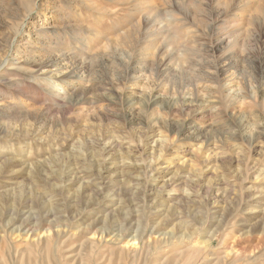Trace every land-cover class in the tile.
<instances>
[{"label":"clouds","instance_id":"obj_1","mask_svg":"<svg viewBox=\"0 0 264 264\" xmlns=\"http://www.w3.org/2000/svg\"><path fill=\"white\" fill-rule=\"evenodd\" d=\"M113 2L119 7L103 16L95 0H79L72 13L57 8L66 17L57 25L48 22L52 0H0V17L19 22L0 28V75L30 74L54 95L51 106L26 110L46 133L36 139L63 149L45 194L86 200L97 212L130 202L164 219L187 205L201 228L218 216L234 227L264 213V0H159L153 11L146 0ZM136 15L143 29L112 48L93 47L106 25ZM56 27L87 30L90 42L69 36L50 47ZM81 119L90 135L74 132ZM241 264H264V230Z\"/></svg>","mask_w":264,"mask_h":264},{"label":"rangeland","instance_id":"obj_2","mask_svg":"<svg viewBox=\"0 0 264 264\" xmlns=\"http://www.w3.org/2000/svg\"><path fill=\"white\" fill-rule=\"evenodd\" d=\"M158 2L146 0L151 5L149 11ZM95 3L101 16L106 9L119 7L113 0ZM78 5L79 0H52L49 24L58 25L66 19L56 13L57 8L72 13ZM126 20L121 17L106 25L110 29L107 37L93 47L112 48L136 29H143V17ZM38 23L33 18L29 25L33 39ZM121 23L124 26L116 30ZM4 25L18 27L19 22L0 17V28ZM50 31L53 37L48 46L53 48L62 46L69 36L79 40L81 46L90 42L87 30L74 34L56 27ZM176 39L179 42L183 36L177 33ZM50 66V61L32 65L37 70ZM18 75V79L0 75V190L6 193L1 203L8 230L16 231L8 232L7 244L0 248V264L6 260L8 264H241L242 252L251 251L258 243L264 230V213L238 218L234 227L226 226L227 217L221 220L218 216L216 222L201 228L196 209L187 205L164 219L162 214L144 212L130 202L122 209L97 212L88 208L86 200L77 203L46 195L57 179L55 173L61 167L57 152L63 149L36 139L46 133L44 129L37 131L40 125L26 110L39 109V103L45 100L51 106L54 95L43 84L33 83L30 74ZM58 79L66 82L69 77L66 74ZM47 115L42 111L38 118L44 120ZM94 130L89 120L81 119L74 132L90 135ZM220 199L222 202L223 197ZM253 203V208L259 207L255 204L258 202ZM249 228L256 230L249 239H242V232Z\"/></svg>","mask_w":264,"mask_h":264},{"label":"bare ground","instance_id":"obj_3","mask_svg":"<svg viewBox=\"0 0 264 264\" xmlns=\"http://www.w3.org/2000/svg\"><path fill=\"white\" fill-rule=\"evenodd\" d=\"M5 194L6 193H4L0 190V248H2V246L4 245V243L7 240L6 238L8 236V232H10V233L16 232V231L8 230L9 229V221L3 219V215H4L3 207H2L3 202L1 203V201H3V198H5ZM18 234H16V236H18ZM5 244H7V243H5ZM4 248H5V245H4Z\"/></svg>","mask_w":264,"mask_h":264}]
</instances>
